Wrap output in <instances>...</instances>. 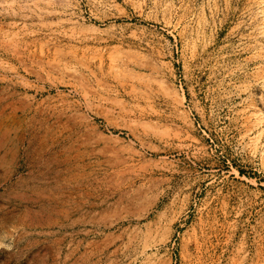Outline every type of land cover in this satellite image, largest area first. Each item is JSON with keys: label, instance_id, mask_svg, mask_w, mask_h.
Returning a JSON list of instances; mask_svg holds the SVG:
<instances>
[{"label": "rangeland", "instance_id": "obj_1", "mask_svg": "<svg viewBox=\"0 0 264 264\" xmlns=\"http://www.w3.org/2000/svg\"><path fill=\"white\" fill-rule=\"evenodd\" d=\"M0 264H264V0H0Z\"/></svg>", "mask_w": 264, "mask_h": 264}, {"label": "bare ground", "instance_id": "obj_2", "mask_svg": "<svg viewBox=\"0 0 264 264\" xmlns=\"http://www.w3.org/2000/svg\"><path fill=\"white\" fill-rule=\"evenodd\" d=\"M46 11L49 13V14H52L53 11H50L49 9H46ZM55 12H57V10H54ZM118 64V63H117ZM117 66H120L119 64ZM59 115H66L65 117V123L66 126L70 127V122L73 121V117H71V114L72 113H67V112H64V111H61L60 113H58ZM57 115V114H56ZM62 117V116H61ZM64 117V116H63ZM51 138V137H50ZM55 138V137H54ZM52 140V139H51ZM44 142V141H43ZM52 142V141H50Z\"/></svg>", "mask_w": 264, "mask_h": 264}]
</instances>
